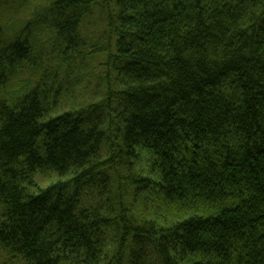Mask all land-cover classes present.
Segmentation results:
<instances>
[{
  "label": "trees",
  "instance_id": "1",
  "mask_svg": "<svg viewBox=\"0 0 264 264\" xmlns=\"http://www.w3.org/2000/svg\"><path fill=\"white\" fill-rule=\"evenodd\" d=\"M0 264H264V0H0Z\"/></svg>",
  "mask_w": 264,
  "mask_h": 264
},
{
  "label": "rangeland",
  "instance_id": "2",
  "mask_svg": "<svg viewBox=\"0 0 264 264\" xmlns=\"http://www.w3.org/2000/svg\"><path fill=\"white\" fill-rule=\"evenodd\" d=\"M81 101H83V98L81 99ZM57 180H58L57 177H52V178H48V179H39L38 181H36L37 186L34 189L36 191L38 189H44Z\"/></svg>",
  "mask_w": 264,
  "mask_h": 264
}]
</instances>
